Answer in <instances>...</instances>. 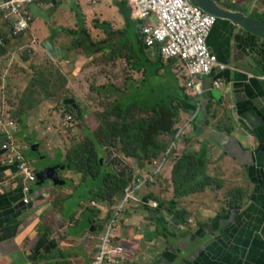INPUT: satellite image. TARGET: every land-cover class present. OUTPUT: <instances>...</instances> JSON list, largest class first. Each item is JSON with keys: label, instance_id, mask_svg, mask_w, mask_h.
Here are the masks:
<instances>
[{"label": "crops", "instance_id": "crops-1", "mask_svg": "<svg viewBox=\"0 0 264 264\" xmlns=\"http://www.w3.org/2000/svg\"><path fill=\"white\" fill-rule=\"evenodd\" d=\"M4 1L0 0V4ZM212 1L222 10L264 22V0ZM64 5L62 9L57 6L50 17L47 2L34 5L27 41L11 38L0 14V117L16 122L17 138L24 140L23 155L29 156L30 159L26 157L29 162L32 159L41 162L31 152L46 156L40 153L41 140L50 135L56 138L58 134L34 128L32 124L36 121L33 116L39 114L51 97L45 95L46 101H37L38 93H30L33 84L27 79L37 74L34 65L42 63L50 68L45 72V89L51 87L53 74L61 73L67 82L66 73L70 69L75 74L73 79L87 91L92 83L95 88L114 83L110 72L113 61L108 56L105 70L98 68L93 55L75 56L74 68L68 58H61L66 48L56 43L54 39L62 36L52 30L70 29L76 23L69 3ZM48 19L49 24L57 23L50 34ZM243 34L247 33L229 21L217 20L206 44L228 69H214L201 80L200 99L189 97L184 88L188 101L180 110L171 137H161L168 143V150L171 148L168 155L165 152V156L157 158L160 165L127 158L121 153L119 143L111 141L103 128L102 117L111 98L104 96L108 102L93 111L104 168L127 181L132 190L133 204L128 200L122 209L139 208L128 211L122 220L116 208L102 225L85 220L88 217L83 214L81 201L77 202V196L73 195L79 176L65 165H53V159L47 158L50 165L30 162L36 181L31 185L29 204H24L21 179L16 165L1 150L6 137L0 132V264H90L97 252V239L111 221L112 234L125 250L126 264H264V76L261 67L252 62L249 52L241 45ZM90 37L92 42L104 38L94 39L91 34ZM39 40L45 45L49 43L60 56L53 58L45 47L49 60L44 57L38 62L39 54L45 56L40 52ZM26 47L32 53L24 51ZM150 51L158 54L156 49ZM161 65L167 63L161 61ZM53 66L57 68L53 70ZM156 70L157 78L166 81L172 75L176 85L184 87L183 71L177 61ZM125 72L124 77L141 78L140 73L128 68ZM113 76L116 77V71ZM216 80L222 82L218 88L212 85ZM70 84L73 85V80H68L65 88ZM25 86L29 90L24 96L13 93ZM30 96L32 100L27 102ZM79 112L80 121H87L88 115L78 106L76 113ZM33 143L35 147L31 146ZM192 152L203 157L209 185L203 191L175 199L172 166L181 155ZM115 153L118 155L112 157ZM120 156L130 160L131 165H115L121 162ZM44 171L51 174L50 179ZM156 219L161 227L176 234L166 239L155 235ZM188 219L192 220L190 224Z\"/></svg>", "mask_w": 264, "mask_h": 264}, {"label": "trees", "instance_id": "trees-1", "mask_svg": "<svg viewBox=\"0 0 264 264\" xmlns=\"http://www.w3.org/2000/svg\"><path fill=\"white\" fill-rule=\"evenodd\" d=\"M38 2L39 0L34 4ZM112 3L118 15H123V27L113 30L107 22L98 23L95 20L94 27L100 29L104 34L101 41L92 42L74 29L59 28L55 33L64 32L66 35L74 37L73 47L81 49L84 55H96L108 51L109 56L115 58L118 56L119 50H124L123 57L127 68L130 71L141 73L140 80L136 81L132 76H126L121 86L107 83L96 87L95 90L98 95L112 99L102 114L103 128L105 127L104 130L111 141L119 143L123 156L149 165L150 161L157 160L160 155L166 152L168 143L161 137H171L173 126L179 117L180 110L184 107L183 105L188 101L189 95L184 93V87L176 85V79L172 75L157 87L150 79L146 81L147 76L157 78L156 67L158 70L161 67L168 68L175 60L167 61V65H161L158 54L155 61L144 57L142 54L145 49L141 44L138 24L129 19L130 9L126 0ZM73 11L78 27L82 15L75 5H73ZM240 40L241 45L249 52L252 62L261 67L264 76V42L249 34H243ZM31 100L32 96L27 102ZM66 107L73 120L80 123L81 140L67 149L63 161L58 159L53 165H65L68 171L79 176V182L73 188V195L77 196V202L81 201L83 214L88 217L85 220L102 225L111 218L112 211L116 207L124 204V190L129 184L116 173L104 168V162L99 155L102 145L97 140L98 132L94 131L93 125H89L86 121H80L81 112L75 115L74 111H77L78 106L72 104ZM69 118L71 119V117ZM110 118L112 121H108ZM159 138L162 139V142H159ZM31 146L35 147V144H31ZM33 153L31 152V154ZM34 155L42 161L43 165L51 164L50 161L45 160L43 155L40 157L38 154ZM27 158L30 159L29 156ZM26 161L30 163L27 159ZM170 176L175 199L203 191L210 181L205 175L203 157L195 152L181 155L173 164ZM130 191L131 198L132 190ZM91 203L94 205L92 206ZM183 215L182 220L184 219ZM155 226L157 227L155 235L165 239L167 236H173L168 234L165 226L161 227L159 220ZM165 242L168 244V240Z\"/></svg>", "mask_w": 264, "mask_h": 264}, {"label": "built area", "instance_id": "built-area-1", "mask_svg": "<svg viewBox=\"0 0 264 264\" xmlns=\"http://www.w3.org/2000/svg\"><path fill=\"white\" fill-rule=\"evenodd\" d=\"M36 1L6 0L0 4V14L9 26L12 36H24L30 31L33 23L32 8ZM129 3L132 9L131 19L139 25L143 48L156 49L164 61H177L182 68L184 87L189 96L200 99L201 80L210 76L214 69H227L206 44L217 19L192 5L189 0H129ZM212 85L218 88L222 82L216 80ZM0 132L6 137L1 150L16 165L17 176L21 179L20 192L25 196L23 203L29 204L31 185L36 178L31 164L23 155L24 142L17 138L16 124L12 120L0 117ZM130 190L129 186L124 190V203L130 200ZM121 208L122 205L116 207V211ZM187 222L190 224L192 220L188 219ZM112 231L111 221L97 239V252L90 264L127 263L125 250Z\"/></svg>", "mask_w": 264, "mask_h": 264}, {"label": "rangeland", "instance_id": "rangeland-1", "mask_svg": "<svg viewBox=\"0 0 264 264\" xmlns=\"http://www.w3.org/2000/svg\"><path fill=\"white\" fill-rule=\"evenodd\" d=\"M57 1L59 2V0ZM114 1H121V0H77V2L76 0H60L62 4L61 3H57V4L49 3L46 0H39V2H47V4L49 5L48 10H47L48 17L53 16L54 12L56 11L57 6L59 7V9L65 8L64 4L68 2L69 5L67 6L72 8L73 10V5H75L77 9L80 10L82 19L79 21L78 27H77V23H75L74 27L70 29H74L76 32L82 35H85L88 39H91L90 34L94 37V39L104 37V34L101 32V30L96 29L94 27L95 20L98 21V23L107 22L113 30L121 29L123 27V18H122L123 15L121 16L118 15L117 10L113 6V3H112ZM126 3L130 7L129 8L130 9L129 19L131 20L132 11H131L129 0H126ZM52 27L56 29L57 23L49 24V19H48L47 33L50 34L52 33V31H56V30L50 31ZM55 34H59L62 36V37L54 39L56 43L59 44L63 49L66 48L64 53H62L63 56H61V58L62 59L68 58L70 61L69 63H72L73 68H74L75 56L83 55L81 49H75L73 47L74 37L68 36L64 32H58ZM26 36H28V34L20 38H22L24 41H27L28 38ZM40 47L42 48L40 52L43 51V55L45 56H41L39 54L38 62L43 61L44 57L48 61L49 59L47 58V53H46L47 50H45V44L43 41L39 40V49H41ZM25 50H28L30 53H32L33 51L29 47H26L24 51ZM124 52H125L124 50H119L117 52L118 56L115 58L109 56L108 51H104L99 54L93 55L95 57L94 61L97 63L98 66H100L98 68H100L101 70H105L107 56L109 57L111 61H113V63H110V68H111L110 72L112 75L111 78L114 81V83L112 84H115L117 86L122 85L124 76H125L124 72L127 69L126 62L123 57ZM72 53H74V55ZM142 55L150 61H155L157 58V54L154 51L151 52L150 50H147V51L144 50ZM161 61L165 64L168 63L167 61L165 62L162 59ZM34 66L36 68L37 74L27 79V82H32L33 84V86L32 85L30 86V93L32 92L38 93L37 101H40V100L46 101L44 98L45 95H49L51 97L49 99V102L46 101V106H43L40 108L39 114L37 116H33V118L36 119V121H33L32 124L34 128H37L40 130H46L49 132L53 131V132L58 133L56 135V138L50 135V136H45V138L41 140L42 145L40 147V150H41L40 153L45 154L46 156L44 157L49 160L53 159L54 162H57L58 159L62 161L60 156L65 158L67 154V149H69L75 142L80 141L81 140L80 136L82 135L80 123L78 121L73 120V117L71 116V114L67 112L66 106L75 104L76 102V104L82 110H84L85 113L88 115L86 117L87 118L86 122L89 125L94 126V112L93 111L99 105L106 104L108 101L104 99L101 95L97 94L95 90V86H94L95 83L89 84L88 91H87L86 88H84L82 83H78L76 79H73L75 74L74 73L72 74L70 72L71 69L68 71V73H66V76L68 78L67 82L65 81V78L60 76L61 73L60 74L58 73L56 76L55 74H53V81H52L51 87L50 88L48 87L47 89H45L44 82H47V79L45 78V72L48 73L50 71L49 70L50 68L44 67L42 63L38 66L37 65H34ZM56 68L57 66H53V70H55ZM115 71H116V77L113 76ZM38 73L40 76H38ZM135 73H140V72H135ZM148 79H150L151 82H153L156 85V87L161 85V83L165 81L162 77L150 78L149 76H147L146 81ZM68 80L70 81L73 80V85L70 84L67 88H65L64 85L66 83L68 84ZM133 80H137V79L133 78ZM28 90H29V86H25L21 90H17L13 93L17 95H22ZM75 94L77 95L76 97H75ZM36 111H38L37 108H36ZM74 113L76 115L75 111ZM69 117H71V119H69ZM116 155L118 154L117 153L111 154L112 157ZM33 156L35 157L34 153H33ZM120 158H121V162L115 165H131L132 162L128 160L127 158L122 157V156H120ZM30 162L32 165L40 163L39 161L35 163V160L33 159L30 160ZM149 165H160V164H158L157 162L152 164V161H150ZM44 173H45L44 175L46 176V178H49V179L51 178L50 173L46 171H44ZM132 202H134L133 196L130 198L129 204L132 205L133 204ZM135 209H139V208H134V207L128 208L126 206L123 209L121 208L118 211L119 219L122 220L123 216L128 211H132ZM157 220L159 219H156V221ZM168 234L175 235L176 233L168 232Z\"/></svg>", "mask_w": 264, "mask_h": 264}, {"label": "water", "instance_id": "water-1", "mask_svg": "<svg viewBox=\"0 0 264 264\" xmlns=\"http://www.w3.org/2000/svg\"><path fill=\"white\" fill-rule=\"evenodd\" d=\"M189 2L199 7L203 12L214 16L217 20L229 21V23L243 32L264 41V22L244 17L238 13L222 10L212 0H189ZM45 47L48 48V52L53 58L60 56L59 51L52 49L49 43H46ZM210 236L212 235L210 234Z\"/></svg>", "mask_w": 264, "mask_h": 264}, {"label": "clouds", "instance_id": "clouds-1", "mask_svg": "<svg viewBox=\"0 0 264 264\" xmlns=\"http://www.w3.org/2000/svg\"><path fill=\"white\" fill-rule=\"evenodd\" d=\"M59 2H60V0H59ZM36 5V4H35ZM34 7V6H33ZM33 9V8H32ZM2 16V15H1ZM3 18V17H2ZM4 21V20H3ZM5 23V22H4ZM6 24V23H5ZM7 25V24H6ZM8 26V25H7ZM32 26V25H31ZM8 28H9V26H8ZM31 30V29H30ZM139 30V29H138ZM9 32H10V28H9ZM30 33V31L27 33V34H29ZM10 35H11V33H10ZM20 37H22V36H20ZM20 37H14V36H12L11 35V38H14V39H17V38H20ZM94 42H97V41H94ZM227 69H228V67H227ZM185 88V87H184ZM186 90V89H185ZM187 91V90H186ZM187 94H188V92H187ZM189 95V94H188ZM170 152V148H169V150H168V147H167V150H166V153H167V155H168V153ZM163 156H165V154L163 155ZM155 161V162H154ZM154 161H152V164L153 163H156V160H154ZM130 187V186H129ZM118 241V240H117Z\"/></svg>", "mask_w": 264, "mask_h": 264}]
</instances>
